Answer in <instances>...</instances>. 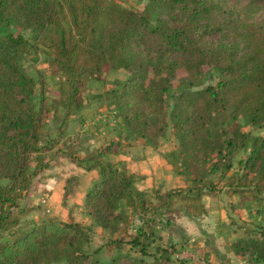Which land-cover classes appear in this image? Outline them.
I'll list each match as a JSON object with an SVG mask.
<instances>
[{"label": "trees", "instance_id": "trees-1", "mask_svg": "<svg viewBox=\"0 0 264 264\" xmlns=\"http://www.w3.org/2000/svg\"><path fill=\"white\" fill-rule=\"evenodd\" d=\"M153 1L179 11L180 16L160 18L153 24L145 11L114 0H0V264L59 260L106 264L84 251L89 230L74 220L47 219L23 235L2 240L4 232L20 222L22 211L14 212L20 208L19 198L29 190L33 177L49 165L43 154L46 121L34 103L37 81L23 66L24 55L39 51L40 45L47 48V60L60 74L57 108L68 117L83 110L89 80L101 77L106 67L127 69L131 75L111 93L114 106L129 130L156 144L169 127L168 96L179 91L170 113L178 142L170 163L193 187L158 189L154 202L137 188L134 173L104 159L110 147L76 160L79 166L86 163L84 170H96L100 176L84 198L97 226L110 233L118 231L129 219L120 211L123 201L145 224L129 240L115 239L108 245L122 249L128 243L136 253L118 254L109 264H171L173 244L150 252L156 240V215L161 225L166 219V229L177 213L192 218L204 214L203 196L217 193L209 177L230 170L238 151L249 153L239 160L241 168L261 181L254 190L236 179V184L230 183V192L264 191V135L253 136L238 122L245 116L249 126L264 129V20L249 24L233 0ZM12 25L37 33L36 42L5 29ZM206 65L219 71L217 85L197 91H192V85L182 87L186 78L192 82L202 76ZM34 159L37 165L31 169ZM71 193L67 189L64 196ZM176 201L181 205L173 209ZM165 213L172 217L165 218ZM233 250L262 264L264 236L242 237Z\"/></svg>", "mask_w": 264, "mask_h": 264}, {"label": "rangeland", "instance_id": "rangeland-1", "mask_svg": "<svg viewBox=\"0 0 264 264\" xmlns=\"http://www.w3.org/2000/svg\"><path fill=\"white\" fill-rule=\"evenodd\" d=\"M114 1L135 11H145L153 24L160 18L164 20L180 16L179 11L165 9L153 0ZM232 3L241 9L243 18L249 24L264 20V0H233ZM5 29L16 35L22 34L32 43L37 40V33L23 30L17 25ZM48 54L47 48L40 45L39 51L34 50L24 55L23 66L37 81L34 103L37 108L42 109L46 121L43 141L47 148L43 154L44 163L48 162L49 165L33 177L29 190L19 198L20 208L14 209V212L17 214L22 211L19 215L20 222L5 231L2 240L23 235L47 219H67L66 222L78 221L89 230V241L84 246V251L106 264L118 254L135 255V250L128 243H124L122 249L114 246L109 248L108 245L115 239L129 240L137 234L138 229L145 227L144 222L139 220L138 214H132V209L123 201L120 211L128 214L129 219L119 225L118 231L110 233L97 226L85 208L83 197L88 187L100 176L96 170H84L86 163L79 166L76 160L85 158L97 149L110 147L111 150L106 152L104 159L117 163L120 169L128 173H134L138 179L137 188L145 190L148 193L147 199L154 202L157 201L154 197L158 189L167 192L176 187H193L194 184L179 174L170 163L171 152L178 148L170 113L179 91L175 90L168 96L166 114L169 127L166 135L158 143L152 144L129 130L114 106L111 93L118 88V82L131 75L127 69L110 70L106 67L101 77L89 80L83 94V110L77 111L74 117H68L61 108H57L60 74L48 62ZM182 74L183 72L180 73ZM219 78V71L206 65L202 76L192 82L188 77L181 85L186 88L192 85V91H197L217 85ZM65 117L68 119L64 120ZM238 122L244 131L253 136L264 135V129L249 126L245 116L239 117ZM247 156L248 151H238L230 170H219L209 177L216 184L217 193L204 197L206 212L200 217L192 218L182 212L175 213L171 225L164 229L166 219L161 225L162 222L157 221L160 217L156 215L158 218L153 224L156 240L150 247V252H156L158 246L168 248L173 244L171 264H254L248 257L238 256L233 252V244L238 239L264 236V191L241 195L229 190L232 187L230 183L236 184L235 180L240 178L243 179L242 182L251 184L254 190L260 183V176L249 174L239 164V160ZM36 165L34 159L31 169ZM72 177H75L74 180L69 182ZM67 189L72 193L64 196ZM179 205L181 201H176L173 209ZM165 215V218L172 217L171 213ZM137 256L140 254L137 253ZM145 258L150 262L154 260L152 256ZM52 264H67V261L59 260Z\"/></svg>", "mask_w": 264, "mask_h": 264}, {"label": "crops", "instance_id": "crops-1", "mask_svg": "<svg viewBox=\"0 0 264 264\" xmlns=\"http://www.w3.org/2000/svg\"><path fill=\"white\" fill-rule=\"evenodd\" d=\"M93 184V183H92ZM92 187V185H90L89 187H88V189H87V191H86V194H87V192L89 191V189ZM176 188H182V187H176ZM172 189H174V188H172ZM169 191H171V190H169ZM86 194H85V196H86ZM85 196L83 197V200H84V198H85ZM205 196H203V202L205 203V198H204ZM241 200V199H240ZM43 217H44V215H43ZM42 217V218H43ZM37 219H38V217H37ZM60 220H63V221H67V219H60ZM78 222V221H77ZM78 223H80V222H78ZM165 242V241H164ZM236 255H238V256H242V255H239V254H236ZM229 256H231V255H229ZM244 257V256H243Z\"/></svg>", "mask_w": 264, "mask_h": 264}, {"label": "built area", "instance_id": "built-area-1", "mask_svg": "<svg viewBox=\"0 0 264 264\" xmlns=\"http://www.w3.org/2000/svg\"><path fill=\"white\" fill-rule=\"evenodd\" d=\"M262 264H264V263H262Z\"/></svg>", "mask_w": 264, "mask_h": 264}]
</instances>
